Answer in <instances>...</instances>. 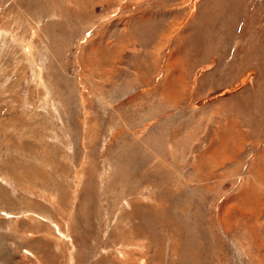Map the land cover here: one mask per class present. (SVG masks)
I'll return each mask as SVG.
<instances>
[{
    "label": "rangeland",
    "instance_id": "374dc122",
    "mask_svg": "<svg viewBox=\"0 0 264 264\" xmlns=\"http://www.w3.org/2000/svg\"><path fill=\"white\" fill-rule=\"evenodd\" d=\"M0 264H264V0H0Z\"/></svg>",
    "mask_w": 264,
    "mask_h": 264
}]
</instances>
